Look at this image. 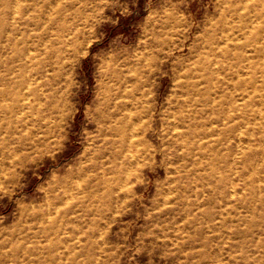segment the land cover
<instances>
[{
  "label": "rangeland",
  "instance_id": "rangeland-1",
  "mask_svg": "<svg viewBox=\"0 0 264 264\" xmlns=\"http://www.w3.org/2000/svg\"><path fill=\"white\" fill-rule=\"evenodd\" d=\"M0 264H264V0H0Z\"/></svg>",
  "mask_w": 264,
  "mask_h": 264
},
{
  "label": "bare ground",
  "instance_id": "bare-ground-1",
  "mask_svg": "<svg viewBox=\"0 0 264 264\" xmlns=\"http://www.w3.org/2000/svg\"><path fill=\"white\" fill-rule=\"evenodd\" d=\"M33 98V97H32ZM15 108L14 107H10V109H9V111H10V113H14L15 112Z\"/></svg>",
  "mask_w": 264,
  "mask_h": 264
}]
</instances>
